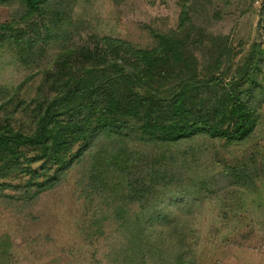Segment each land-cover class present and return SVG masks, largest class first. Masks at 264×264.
Listing matches in <instances>:
<instances>
[{"label":"rangeland","instance_id":"rangeland-1","mask_svg":"<svg viewBox=\"0 0 264 264\" xmlns=\"http://www.w3.org/2000/svg\"><path fill=\"white\" fill-rule=\"evenodd\" d=\"M182 11L185 26L179 28ZM21 13L17 1L0 2V22L15 20L12 34L19 37L0 45V128L32 132L45 101L84 67L117 61L134 68L101 38L151 49L157 33L184 42L187 72L196 80L216 77L225 85L239 78L243 64L257 66L248 103L257 125L241 142L198 135L151 144L137 138L143 112L138 120L112 116L109 124L121 126V135L101 134L78 156L82 142L73 144L66 154L71 163L51 189L36 195L28 174L0 179L9 184L0 196V264H135V252L126 247L137 227L144 237L163 238L174 253L184 248L196 264H264V0H53L44 13L16 21ZM170 66L155 79L160 98L175 94L183 76ZM107 87L93 96L104 99ZM114 89L117 95L124 90ZM223 91L202 87L186 102L203 113ZM21 151V163L40 154ZM108 155L114 160L103 166ZM44 160L31 167L39 170ZM159 257L145 248L139 260L163 264Z\"/></svg>","mask_w":264,"mask_h":264},{"label":"trees","instance_id":"trees-1","mask_svg":"<svg viewBox=\"0 0 264 264\" xmlns=\"http://www.w3.org/2000/svg\"><path fill=\"white\" fill-rule=\"evenodd\" d=\"M9 1L12 0H0V2ZM15 1L22 7V13L16 20L21 21L30 19L35 14L44 13L53 0ZM183 13L184 11L181 12L179 28L185 26ZM14 26L15 20L0 22V45L4 41L12 44V40L19 39L12 34L15 30ZM155 35L157 44L151 49L135 48L128 42L116 38H101L103 45L109 51H120L131 58L134 68L129 69L117 61L109 62L107 67L101 69L98 65L84 67L79 77L70 78L67 85L61 86V92L45 101L42 111L35 119L32 132L25 133L11 127L0 128V179L6 178L12 172L28 174L29 181H35L33 184L30 183V186L36 187V195L51 189L60 173L71 163L66 154L71 151L73 144L82 142V147L75 154L78 156L94 138L101 134L121 135V126H117L114 130L109 124L113 121L114 115L138 120L143 112L137 138L145 143L180 142L198 135L224 138L230 142L246 140L257 125V116L248 103L254 93V86L258 84V67L254 66L250 69L249 64H243L242 69L237 70L239 78L229 80L230 82L225 85L216 77L196 80L187 72L191 69L187 66V58L184 57L186 54L184 42L170 34ZM14 47L18 50L20 44ZM180 64L185 65L180 66ZM167 65L173 66L172 71L178 68V73L183 76L175 94L160 98L162 92L159 86H155V79L156 76L161 78L165 73L164 66ZM28 79L29 76L24 77L16 88L21 89ZM105 85L108 86V93L104 99L93 96L94 92L97 93ZM242 85L245 89L241 95ZM116 87L124 88L123 92L117 95L118 90L114 89ZM202 87L224 89L223 94L207 104L208 108L203 113L191 110L186 102L187 97ZM128 91L130 94L133 92L132 96L123 95ZM196 105L202 107L203 101L199 100ZM163 108L166 109L162 111ZM69 112L71 115L63 117ZM94 115H97L94 119L97 122L91 127L90 122ZM25 147L39 150L40 154L35 158L24 159L21 163L19 158L24 155L21 148ZM41 158L45 160L39 170L33 169L31 163ZM113 160L111 155L104 156L101 164L105 166ZM54 166V173L50 175L49 171ZM250 168H245L244 172L248 173ZM6 186L9 184L0 183V196L4 195L2 188ZM126 189L131 195L135 190L129 185ZM147 229L151 228L148 226ZM138 232L141 236L137 234ZM143 232L144 229L138 227L130 231L132 244L126 249L135 252V264H142L139 258L144 256L145 248L148 249V253L161 256L159 260L163 264H196L195 256L189 255L184 248L174 253L169 245L165 246L166 242L163 238L152 233L144 237ZM184 237L183 234L181 239Z\"/></svg>","mask_w":264,"mask_h":264}]
</instances>
